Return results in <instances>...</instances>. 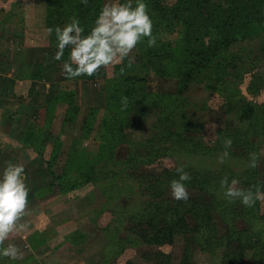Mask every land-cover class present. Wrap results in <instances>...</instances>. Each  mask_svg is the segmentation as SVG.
Returning <instances> with one entry per match:
<instances>
[{"label":"rangeland","instance_id":"obj_1","mask_svg":"<svg viewBox=\"0 0 264 264\" xmlns=\"http://www.w3.org/2000/svg\"><path fill=\"white\" fill-rule=\"evenodd\" d=\"M46 5L47 0H0V172L9 161L24 163L30 184L24 213L4 242L16 244L22 258L0 257V264H158L157 256L142 257L148 246L129 241L134 222L131 214L145 208L144 188L128 170V163L135 160L134 147L138 142L146 144L145 140L154 135L156 143L171 148L150 163L146 162L148 151H144V157L139 155L134 162L140 171L192 166L201 172L221 171L229 180L237 178V186L245 188L250 153L260 152L264 176V133H260L264 132V114L255 106L253 117L243 120L242 104L237 103L241 94L254 104L264 102V75L261 82L251 81L263 67L259 62L250 63L246 66L249 71L237 80L227 73L237 67L240 56L250 54L246 59L249 63L256 46L250 48L245 41L234 43L228 52L232 58L223 60L214 78L208 80V73L192 77L179 63L186 53L185 39L192 36H186V20L172 29H165L162 21L165 41L176 48L171 59L149 65L133 63L140 53L141 45H137L129 54L134 57L131 62L125 57L101 66L91 76L70 78L61 70L63 61L53 58L57 49L46 33ZM123 63L133 64L126 68L137 75L132 84L118 78L115 65ZM39 64L41 73L35 75ZM114 88L119 100L114 107L123 111L124 126L119 133L111 134L107 130L110 112L106 109L108 90ZM69 92L79 105L76 114L70 111L67 100H54L51 110L47 109L54 95H66L68 99ZM153 94L155 104L146 103ZM123 97L132 104L125 107ZM228 101L237 104L228 110ZM167 115L168 120H164ZM87 123L92 126L88 132ZM226 137L233 142L221 162L218 157L225 150ZM89 170L98 178L69 190L55 177L63 174L74 181ZM186 184L189 196L197 193ZM212 187L219 192L220 206H224V188L214 183ZM224 200L226 206L228 200ZM258 201L264 210V200ZM187 218L193 225L191 214ZM217 221L222 233L225 224ZM234 225L242 229L246 223L240 216ZM255 230L264 237V220L258 221ZM159 249L178 257L182 243L164 244ZM185 264H220V260L201 250L191 254ZM246 264H259L250 250Z\"/></svg>","mask_w":264,"mask_h":264},{"label":"trees","instance_id":"obj_2","mask_svg":"<svg viewBox=\"0 0 264 264\" xmlns=\"http://www.w3.org/2000/svg\"><path fill=\"white\" fill-rule=\"evenodd\" d=\"M147 1L153 18V34L156 36L157 42L153 46L144 44L147 41L146 37L139 42L137 45H141L139 46L140 53L133 63L149 65L155 61L171 59L175 55L176 48L170 42L165 41L167 37H165V30L160 28L161 22L165 21V29H172V26L186 20L184 22L188 30L186 36L189 34L192 36L190 40L186 37L185 41L188 47L186 46L183 61L179 62L185 69L184 73L188 71L192 77L196 76V73L201 75L208 73L207 79L211 80L214 78L213 75L220 71L219 67L223 60L232 58L228 53L232 45L241 41L249 44L250 48L253 45L256 46L254 49L257 52L249 63L246 62V59L250 54L244 58L240 56V60H237L235 64L237 67L233 71L229 70L228 76L237 80L238 77H242L249 71L246 66L253 62H259L260 67L264 68V0H176L173 3H165L160 0ZM101 7L102 0H87V2L85 0H47L46 25L47 27L52 26L54 29L56 25L63 26L66 22H70L71 18L75 16L79 18L87 32L91 29ZM51 43L55 46L57 44L54 30L51 34ZM69 51L70 48L65 49L61 61L64 62L68 59ZM225 56L227 57L224 58ZM238 64L244 67H239ZM132 65V63L115 65V71L119 73L120 81L131 84L136 81L137 75L127 72L126 69ZM170 66L172 70L173 66ZM263 68L251 76L252 82H255L256 79H259L260 82L263 81L261 79L264 75ZM36 69L38 70L35 75H39L41 73L40 64L36 66ZM220 79H223V76H220ZM132 91L134 92L135 88ZM108 95L109 107L106 110L110 112L111 120L107 121V130L111 134H116L124 126L123 111L115 108L119 101L118 90L115 88L108 90ZM153 97L155 98L156 95H151L146 103L155 104L156 100H153ZM57 99L67 100L70 111H73L72 114L77 113L79 105L73 92L68 93V99L66 95L63 97L54 95L47 109ZM240 102L243 108L241 119L246 120L253 117L255 106L264 114V102L254 104L242 94L237 103ZM131 104L132 102L129 100V105ZM129 105L126 104L125 107ZM234 105L233 102L228 101V110ZM168 118L167 115L163 119L168 120ZM173 124L174 122L171 123V125ZM85 129L87 132L91 131L92 126L87 123ZM166 129L171 131L169 126ZM172 131L174 133V130ZM260 133L264 132L260 131ZM156 137L150 136L145 140L147 143L144 145L141 142L137 143L132 153V158H135L134 162H137L139 155L144 157V151H148L147 163L156 161L159 156H164L167 150L170 152L169 146L156 143ZM114 150L113 147L110 152ZM255 153H257V165L248 169L249 173L245 178L246 188L256 185L259 181H264L260 170L263 156L260 157V152ZM134 162L128 163L129 166L126 165L131 176L138 179V183L144 188L142 197L145 208L143 211L135 210L131 214L134 222L129 229V241L132 245L140 244L149 247V250L142 252V257L154 259L157 256L158 264H172L176 260L179 261V264H185L191 254L195 255L198 251L206 250L217 255L220 264H246L247 251L250 250L254 260L259 264H264V237L255 230L258 221L264 220V210L260 208L258 200L253 205L247 206L239 199H233L232 201L235 203L227 199L228 203L225 206L223 194L224 206H220L219 192L212 187V184L221 185V180L225 176L221 171L201 172L192 169V166L185 168V171L189 172L191 176V179L186 183L191 184L197 193L189 196L187 200H176L171 195L169 185L170 180L177 175L176 167L163 166L157 171L156 169L140 171ZM94 173L92 170L82 172L81 176L74 181L63 174L55 177L59 180L60 185L69 190L98 178ZM188 214H191L195 220L193 225H190ZM240 216L246 223L242 229L234 225V220ZM217 218L225 224L222 233L218 231L217 226L220 225ZM179 241L182 243V252L178 257H174L172 252L159 249L161 245H173Z\"/></svg>","mask_w":264,"mask_h":264},{"label":"clouds","instance_id":"obj_3","mask_svg":"<svg viewBox=\"0 0 264 264\" xmlns=\"http://www.w3.org/2000/svg\"><path fill=\"white\" fill-rule=\"evenodd\" d=\"M87 2V0H85ZM56 35L55 60H60L66 48H70L68 59L62 64V72L67 77L93 75L101 66L118 63L125 57L131 62L134 57L129 54L145 37L147 44L153 46L157 42L153 34V18L147 0H105L95 17L89 31H85L79 18L73 16L63 26L56 25L46 28V33ZM124 106L127 97L122 98ZM231 137L223 141L225 150L218 157L223 162L229 155L228 147L232 144ZM257 153H250V167H256ZM177 175L170 182L171 195L176 200H187L189 197L187 181L191 179L185 166L175 169ZM239 181L227 176L221 180L224 197L228 200L239 199L247 206L257 200H264V181L252 187H238ZM30 184L25 172V164L9 161L0 172V257L13 260L21 259L22 253L12 242L5 245V240L17 228V221L23 215L28 203Z\"/></svg>","mask_w":264,"mask_h":264}]
</instances>
